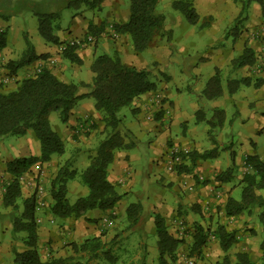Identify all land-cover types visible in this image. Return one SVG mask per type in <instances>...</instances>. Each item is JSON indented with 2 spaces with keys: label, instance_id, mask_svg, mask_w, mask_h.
Segmentation results:
<instances>
[{
  "label": "crops",
  "instance_id": "1",
  "mask_svg": "<svg viewBox=\"0 0 264 264\" xmlns=\"http://www.w3.org/2000/svg\"><path fill=\"white\" fill-rule=\"evenodd\" d=\"M16 1L17 0H0V4L9 2V8L12 9L13 6L17 7ZM22 1H30L31 3L36 1L41 5L39 10L46 11L39 12L36 10V16L38 13L53 12L54 7L50 10L53 4L56 7L61 5L60 2H64L66 7L69 8L72 7V3L74 2L73 0ZM93 1H90V5H87L88 10L78 13L73 17L72 22L66 29L62 28L59 24L60 28L57 31V36L60 38L61 43H68L76 39H85L88 36L94 38L93 43H85L77 49L76 53H78L83 61L81 65L71 63L64 58L63 54H61V47L63 45H55L42 38L43 41L37 40V45L34 44V49L36 54H47L48 57L20 68L17 70L16 74L10 73L9 69L6 68L9 72V78L11 77V80H16V82H18L22 79L33 77L44 69H47L67 83L71 82V80H69V78H71L77 79L78 82H74V84L85 83L91 85L93 73L90 67L97 57L95 52L98 47H101L104 52L112 51L123 58L126 57V51L132 54V44L127 35L118 34L117 38L112 37L115 25L125 24L129 21V5L126 4L125 0H101L96 3H93ZM176 1L188 2L189 5H191L199 17L196 23L197 25L201 19L205 18H209L210 23L215 25L216 23L218 24L220 20L227 18V16L232 22L241 18L245 7L243 0H175L174 2ZM254 1L255 2L251 4L248 12L247 26L244 29L235 30L234 35L236 36L233 38V42L230 47H228L226 53H222L223 49L219 50V54L217 53L218 65L220 68L222 66H231V70L227 72V77H229L230 80L251 78L252 82L250 85L241 84L232 94L224 90L223 95L213 99H206L211 102L212 110H214L215 113L219 111L225 115L224 121L227 120V114L231 112V108L232 110L238 109V112L241 111L243 117L240 114L238 115L243 119L242 122H245V125H249V134L240 131L238 141L231 146L229 151L226 150L227 147H225V143H223L226 134L224 133L223 137H220L219 142L222 149L226 151L225 154L229 153L230 156H225L220 153V149L218 148L214 158L197 160L194 164L187 159L183 161L184 165L181 166V171H177V168L170 171L168 169V160L170 150L173 147L179 150H187L189 152L197 151L199 153L216 149V147L212 145L211 148H205L199 141L187 138L188 122L181 121L183 112L180 108L176 110L175 103L172 99L174 94L171 93L169 88L170 76H165L164 80L155 83V90L140 96L133 102L130 106V119L127 118L123 120V124L127 130L131 132L128 143L129 146L115 153L114 161L109 166L108 170V181L115 186L116 191L122 195V199L116 204L115 208L106 211V213L100 210H92L79 218H58L52 215L51 209H48L46 217L39 220L38 229L39 239L37 248L43 260L54 257L68 259V262L71 264L75 263V261L80 263L82 260L75 257L76 251L79 250L78 246L85 243L84 241L91 238L96 232V226L88 225L87 220L98 219L114 212L119 215L123 212H127L129 206H127L125 199L128 195L137 194L136 172L133 168L135 164L132 165L131 163L143 160L141 154L135 153L136 150H140L141 152L146 151L147 154L149 151L153 152V157L146 158L147 164L150 162V165H157L161 171L164 169V174L167 176L166 179L163 178V175L159 174H157L158 177H155V179L157 178V180H155L157 184H161L162 190L166 192L158 190L156 185L152 183L153 181L149 175L144 176L142 191L139 192V195L148 198V202L151 204L144 206L140 203L143 207L140 220L143 223L149 219L151 223L155 225V218L150 215L152 213L155 214V217L160 215L165 219L167 227L169 226L168 230L170 235H173V229L170 228V225L172 226V224L175 223V219L181 218L179 220H182L185 217L184 220L187 222L198 220L197 217L205 213L204 204L206 201L211 202L212 207L216 205L217 209L223 211L225 214V206L229 198H234L237 201L240 200L241 196L234 197L233 195H235L238 189H241L240 191L242 194L243 177L254 173L251 164L247 161L248 157L254 156L258 160L264 162V82H261L257 87L255 86L256 81H264V61L260 60L264 55V0ZM98 4H100L101 8H104L101 14L96 15L95 13L92 14L89 12V9H91L92 12L95 11V7ZM62 6L63 5L60 7ZM174 10L182 13L175 8ZM58 13H60L62 17V11ZM173 19L175 20V25L177 21L183 23L181 17H173ZM166 21L167 17L165 16V28L167 31H172L171 25H168ZM172 23H174V21ZM91 25L94 27V33L90 31ZM213 29L218 30L219 28L215 25ZM0 31H4V29L0 27ZM220 31L222 32V29L219 30V33ZM15 49L18 50L16 51ZM245 49H250L253 52L255 57L254 64L235 67L233 61L237 56H241ZM25 50L26 48L18 39L9 38L6 40L5 48L0 51V67L3 66L5 62L8 65L11 61L19 60ZM166 54H169V52ZM15 56H17V58H15ZM84 69L88 71L89 76L86 80H81V72ZM217 72L220 73V70H217ZM9 78L6 79V81H8ZM88 91L89 90H87V92ZM203 91L204 89L201 92V97L205 100L202 96ZM199 112L202 117L199 121L205 120V112L199 110L197 113ZM49 116L51 117V115ZM50 117L48 119H50ZM69 118V121L64 123L66 129L62 133L63 136L69 143L75 144L74 152L78 156L84 151L90 152V156L93 155L96 145H82V143H78L79 139L76 138L78 136H74V134H76V125L80 121H85V123L86 121H90L91 123L94 121L96 124L103 127L100 123V114L95 110V101H93V98L89 97L82 100L73 109L72 115ZM251 124L253 125L251 126ZM88 131L91 132L92 129L89 128ZM33 138L34 140L32 141L31 139ZM35 138L32 131H29L25 136H21L23 142L20 143L19 146L24 148L23 146H25L26 140H28L27 148H24L22 151L16 150V156L12 155L9 159L5 158L6 161L2 160L0 176H3L7 181H0L1 195L5 194L6 188L13 179L7 172V163L16 158L40 155V145L36 143L38 140ZM30 143L33 145H30ZM89 148L93 149L90 150ZM65 153L62 156H54L49 162L42 164L38 163L27 173L23 174L19 179L22 195H35L37 186L42 189L41 195H51L48 191L50 182L56 177L59 169L66 163L69 170H76L78 172L75 178L67 182V195L79 193L78 195L81 196L78 198L85 197L83 196L85 193L88 195V187L85 184L82 185L77 179L80 175L77 168L80 160H82V164L88 166L89 159L85 161V159L82 158L78 159L77 156L76 160H72L76 156L65 157ZM7 155H9V152ZM160 159H162L161 163L159 161ZM86 163L88 164L86 165ZM190 185L194 186V190L188 189ZM260 194L264 195V192H260ZM168 195H176V199L172 201ZM193 199L198 203H194L195 201H193ZM49 202L51 205L53 204L51 196H49ZM255 212L258 214L259 209H255ZM144 214L149 218L146 219ZM212 215L213 214H210V216ZM251 218L252 216L249 212L230 217L229 219L232 220L231 226H227L226 228L229 231L237 232V242L231 248V251L247 252L250 254L254 264H260L261 227L257 226V224L253 225L250 221ZM142 219L144 220L142 221ZM49 220L51 221L49 222ZM138 224V227H142L140 222ZM211 230L213 231L215 229ZM176 231L180 232L179 228H177ZM179 234H181V232ZM8 236L9 231L6 233L5 238ZM173 237L180 240L183 239L179 238L176 233H174ZM213 238L214 240L208 243L207 253L211 252V246L214 249L217 248L219 254H217L215 258L216 262L220 260V256H225L226 253L221 250L218 238L216 236ZM191 240L190 242L188 241V244L193 242V239ZM104 247L105 245L101 246V248ZM18 249L19 252H22L27 248L26 245L23 244V246H20ZM211 256L214 255H210L209 258H212ZM86 258L87 257H84L83 259L85 260ZM155 258L157 259V264H159V251L158 256ZM178 263L180 262L175 261L171 264ZM152 264H154V262Z\"/></svg>",
  "mask_w": 264,
  "mask_h": 264
},
{
  "label": "trees",
  "instance_id": "2",
  "mask_svg": "<svg viewBox=\"0 0 264 264\" xmlns=\"http://www.w3.org/2000/svg\"><path fill=\"white\" fill-rule=\"evenodd\" d=\"M101 0H94L93 3ZM130 8V19L125 24L115 25L117 34L127 35L131 40L134 52L145 51L154 41L156 36L167 34L165 30V16L157 11L160 0H128ZM173 8L185 14L191 24H196L198 15L188 2L176 1ZM39 32L42 38L55 45H63L64 58L71 63L82 64L77 49L79 46L61 43L56 32L59 30L60 13L53 11L38 13ZM91 33L94 27L90 26ZM4 33H0V51L6 46ZM27 49L17 61H11L7 68L10 73L16 74L17 70L37 60L46 59L47 54H36L34 47L27 43ZM116 54V53H115ZM255 57L250 49L233 61L235 67L253 65ZM93 80L91 85L85 83H67L55 76L50 70L44 69L33 77L18 81L16 89L8 92L0 91V138L12 136H25L32 131L40 145L39 156L16 158L6 165L7 172L12 176L10 185L3 195V205L10 209L8 215L0 213V219L7 216L12 220V231L25 234L24 243L26 250L16 251L13 264H68V259L50 258L43 260L37 248L38 244V219L36 195L26 199L23 204V211L16 215L19 207L18 201L22 197V189L19 179L27 173L34 165L49 162L54 156H62L65 153L63 139L52 129L49 115L57 112L61 122L67 123L73 109L85 98H93L95 110L100 114V123L103 126L105 137L89 157V164L86 169L79 173L82 182L88 187L89 193L85 197L78 198L71 203L68 199V183L75 178L78 172L69 170L67 163L61 167L56 177L50 182V194L52 198L51 213L58 218L82 217L92 210L106 211L115 208L122 199L115 186L108 181L109 166L113 163L115 153L118 150L129 146L125 138H130L131 132L123 124L121 111L129 107L140 96L156 89L155 82L150 80V71L146 68H139L124 63L116 56L100 55L91 64ZM251 78L232 80L229 82V92L234 93L241 84L250 85ZM264 81H256L259 86ZM87 90H89L87 92ZM223 93L220 74L217 72L208 81L202 96L205 99H213ZM198 120H201L200 112L197 113ZM216 116L220 120L224 114L217 111ZM83 121H80V123ZM100 125L94 123L91 129H97ZM216 149L203 153L197 151L188 152L183 155V161L189 159L191 163L197 160L214 158ZM254 173L246 175L242 180V194L239 201L229 198L225 206L226 217L238 216L244 212H252L259 209L258 220L264 233V162L254 156L248 157ZM184 162L177 166L181 171ZM222 178V175H221ZM143 207L140 203L131 204L127 208V216L132 225L140 221ZM156 234L158 236L159 264H171L176 261V251L184 243V240L177 239L170 235L166 221L160 215L155 217ZM209 231L200 224H195L192 235L193 242L189 246V257L201 258L203 249L207 245ZM219 240L221 250L226 255L213 264H254L249 253L244 251H229L237 242V232L227 230L226 226L218 225L214 231ZM86 243L81 247L86 249ZM260 264H264V237L260 241Z\"/></svg>",
  "mask_w": 264,
  "mask_h": 264
},
{
  "label": "rangeland",
  "instance_id": "3",
  "mask_svg": "<svg viewBox=\"0 0 264 264\" xmlns=\"http://www.w3.org/2000/svg\"><path fill=\"white\" fill-rule=\"evenodd\" d=\"M73 1L72 7L69 8L66 7L64 2H60L61 5H63V8L60 7V4V6L56 7L53 4L50 7V10L54 7V11H62V17L59 24L64 29L70 25L76 14L88 10L87 5H90L89 2L93 0ZM174 1L175 0H160L157 6V11L167 17L166 23L171 25L170 27L172 31H167L165 28L167 34L163 36H156L149 47L141 53H136L133 50L132 54L126 51V57L124 58L120 55L118 56L124 63L148 69L150 71V80L155 83H159L160 80H164L165 76H170L169 88L171 93L174 94L172 99L175 103V108L176 110L180 108L183 112V118L181 117V121L188 122L187 138L199 141L205 148H211L212 145H214L216 147V151L219 148L220 153L227 156L229 153L225 154L226 151L222 149L219 142L220 137H223L224 133L226 134V137L224 136L223 143H225V147H227L226 150L229 151L231 146L236 144L238 141L240 131L245 134H249V125H245V122H242L243 119L240 115L243 117V113H241V111L238 112V109L232 110L231 108V112L227 114V120L224 121L225 115L224 118L220 120L218 116H216L214 110H212L211 102L206 99L204 100L201 97V92L205 89L210 77L215 75L217 70H220L219 74H221L220 77L222 78V90H225L226 92L228 91V93L231 94L229 92V82L232 80L227 77V72L231 70V66H222L220 68L217 57L220 49H223L222 53H226L228 47H230L233 42V38L236 36L234 35L235 30L244 29L247 26L248 12L251 4L255 1L243 0L245 7L241 18L231 22L227 16V18L220 20L218 24H215L217 28H219L218 30L213 29L215 25L210 23L209 18L201 19L198 25L189 24L186 17H184V13L183 15L182 13L174 10L172 6ZM125 2L127 5H130L128 0H125ZM16 4L17 7L13 6L12 9L9 8V2L0 4V27L4 29V31H0V33H4L3 37L6 40L9 38L18 39L26 49L28 47L27 43H30L33 47H35L34 44L37 45L39 40L43 41L38 31L39 20L35 13L37 11H46L39 10L41 5L36 1L31 3L30 1L17 0ZM95 8V11L92 12L91 9H89V12L98 15L104 11V8H101L100 4H98ZM173 17H181L183 23L177 21L175 25ZM173 21L174 23H172ZM220 29H222V32L220 31L219 33ZM56 34L58 33L56 32ZM15 50L17 51L18 49ZM168 52L169 54H166ZM95 53L97 57L101 54L116 56V54L112 51L104 52L101 47H98ZM15 58H17V56H15ZM6 68L7 63L5 62L3 66L0 67V91L3 92L12 91L17 87L16 80H11V77L9 78V72ZM81 75V80H86L89 76L88 71L85 69L81 72ZM8 78L10 82L9 80L6 81ZM69 80H71L70 83L78 82L77 79L69 78ZM199 110H203L205 112V120H198L197 112ZM50 115L51 117L49 116V120L52 129L63 138L65 143V157L76 156L72 159L76 160L78 155L74 152L75 144L69 143V141L62 134L66 129V125L61 122L60 118H58L59 115L57 112H52ZM121 115L123 116V120L127 118L130 119L131 107L129 106L123 108ZM94 123V121L93 123L90 121H86L85 123L84 121L83 131L79 134L75 132L76 134H74V136H78L76 137L79 139L78 143H82V145H96V150L100 142L105 137V134L103 127L101 126L97 129H92V131L89 132V128H91ZM252 125L253 124H251V126ZM31 140L33 141L34 138ZM22 142L21 136L8 135L0 138V166L2 160H5V158L9 159L12 155L16 156V150L22 151L24 148H27L29 141L26 140V144L23 146L24 148L19 146ZM125 142L129 143V139L127 137L125 138ZM36 143L39 142L36 141ZM30 145L33 144L30 143ZM89 149L91 150L93 148ZM8 152L9 155H7ZM135 153L141 154L143 158L142 161L131 163L132 165L135 164V167L133 168L136 172L135 177L137 181V194L128 195L125 202L127 206L132 203H141L146 206L147 204H151L148 202V198H144L143 195H139V192L142 191V181L144 180V176L149 175L153 181L152 183L156 185L158 190H162V186L161 184H157V181H155L157 178L155 179V177L159 174L163 175V178L166 179L167 176L164 174V169L161 171L157 165H150V162L147 164L146 158L153 157V152L149 151L147 154L146 151L141 152L140 150H136ZM90 154V152L84 151L78 156V159L82 158L87 161ZM159 161L161 163L162 159ZM78 163L77 170L79 173H82L87 166L82 164V160ZM87 164L88 163H86V165ZM77 179L82 185H84L80 176H78ZM0 181L6 182L7 179L0 176ZM240 190L241 189H238L233 196L240 197ZM48 191L50 192V187L48 188ZM162 191L166 192L165 190ZM78 194L71 193L68 195L69 201L71 203L75 202V200L81 196ZM31 196L32 195H22L21 199L18 201L19 209L16 215H20V213H22L24 201ZM49 196L51 195H36L38 200L36 206L37 208L40 207L39 209H36L37 221L45 218L48 209H51L52 205L49 202ZM83 196H86V193ZM168 196L172 201L173 199H176V195ZM2 200L3 195L0 194V213L2 215H8L10 209L4 207ZM193 201L195 200L193 199ZM38 202L43 203V205H40ZM194 203L198 202L195 201ZM204 212L205 213L197 217L198 220H191L187 222L184 220L185 217L182 220H179L181 218H178L175 219V223L172 224V226L170 225V228L173 229V235L176 233L179 238H183L184 240V243H182L176 251V261L180 262L178 264H187V258L193 259L195 264H213V262H215V258L217 257V254H219L217 248L214 249L211 246V252L207 253L208 243H211L214 240L213 237L215 236V230L212 231L211 229H216L218 225H224L226 227L231 226L232 220L226 217L223 211L218 210L216 205H214V207H210L209 210L204 208ZM210 214L213 215L210 216ZM258 214L255 212V209L252 210V218L250 221L253 225L257 224V226L261 227L258 220ZM144 216H146V214H144ZM150 216L155 218L154 213ZM147 218L149 217L146 216V219ZM143 220L144 219H142V221ZM50 221L51 220H49V222ZM139 222L142 227H138L139 224L138 226L132 225L131 221L128 219L127 212H123L121 215L114 212L98 219L87 220L88 225L96 226V232L91 238L84 241L85 243L86 241L88 242L85 246L86 249H82L81 247L84 243L78 246L79 250L76 251L75 257L81 259L82 261L80 263L75 261V263L72 264H152L153 262L154 264H157V259L155 257L158 256V236L155 232V225L152 224L149 219H147L144 223L141 222V220ZM195 224H200L209 231L207 245L203 249V256L201 258L189 257V246L191 244H188V241H192L191 239L194 233ZM167 228L169 229V226ZM177 228H179L181 234H179V231H176ZM8 231L9 236L5 238ZM260 233L262 240L264 237L262 227ZM24 239L25 234L23 233H17L16 236L13 234L12 220L10 218L4 216L0 219V264H13L15 252L19 250L18 248L20 246L25 244ZM102 245H105V247L101 248ZM229 253L233 254L234 251L230 250ZM210 255L214 256L209 258ZM84 257L87 258L84 260ZM223 257L224 256H220V259Z\"/></svg>",
  "mask_w": 264,
  "mask_h": 264
},
{
  "label": "built area",
  "instance_id": "4",
  "mask_svg": "<svg viewBox=\"0 0 264 264\" xmlns=\"http://www.w3.org/2000/svg\"><path fill=\"white\" fill-rule=\"evenodd\" d=\"M118 34L115 32V30L113 31L112 33V37L113 38H117ZM94 42V38L92 36H88L86 37L85 39H76V40H73L71 42H69L70 45H77V46H81L85 43H93ZM65 49V46H62L61 47V50L63 51ZM262 61H264V55L261 57ZM84 129V122H79L77 125H76V128H75V132L77 134H79L81 131H83ZM189 151L187 150H179L177 149L176 147H173L171 150H170V153H169V160H168V164H169V167L168 169L170 171H173L175 170V168L179 165H181L183 163V155H185L186 153H188ZM189 190H194V186L193 185H190L188 187ZM40 193L42 194V189L39 188L37 186V189H36V192H35V195H40ZM37 198H36V205H37ZM40 205L43 203H40L38 202ZM211 202H205L204 204V207L206 210H209L211 206ZM40 207H38L37 209H39ZM39 222V221H38ZM187 264H195V261L191 258H187V261H186Z\"/></svg>",
  "mask_w": 264,
  "mask_h": 264
}]
</instances>
